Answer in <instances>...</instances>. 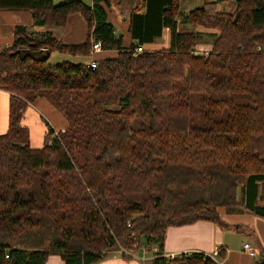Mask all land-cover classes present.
I'll return each instance as SVG.
<instances>
[{"label":"trees","instance_id":"16d2710c","mask_svg":"<svg viewBox=\"0 0 264 264\" xmlns=\"http://www.w3.org/2000/svg\"><path fill=\"white\" fill-rule=\"evenodd\" d=\"M229 1L232 11L219 9ZM0 11H28L48 28L81 14L88 27L84 43L67 45L17 26L0 47V88L11 96L0 134V264H98L143 248L156 250L150 264H219L165 255L168 228L226 227L222 208L264 219V0H216L185 18L181 0H0ZM113 12L127 21L129 47ZM179 18L209 31L210 52H198L201 31H181ZM166 30L167 49L134 57ZM96 43L116 53L94 59L96 69L47 64L53 52L89 58ZM194 94L207 95L198 113ZM45 97L68 126L33 148L21 121Z\"/></svg>","mask_w":264,"mask_h":264},{"label":"crops","instance_id":"0c3cea01","mask_svg":"<svg viewBox=\"0 0 264 264\" xmlns=\"http://www.w3.org/2000/svg\"><path fill=\"white\" fill-rule=\"evenodd\" d=\"M183 1L181 0V2ZM198 1H201L200 4H202V1L210 3L216 0ZM229 3L234 6L232 1H229L220 4L218 7L222 11H227L225 4ZM88 4H92V0ZM113 22L116 26L117 34L123 36L124 47H129L132 39L127 30V21L120 22L114 18ZM17 26L27 27L31 32H50L54 37L67 45L82 44L88 38L87 23L81 14L71 15L64 27L48 28L35 26L32 14L28 11H0L1 48H8L12 45L14 42V31ZM161 39L163 40L161 45L153 43L151 44L153 45L152 47L148 48L145 46L144 49L148 51L167 49L170 43L169 30L165 31ZM211 48L212 46L200 45L198 52L205 54L210 52ZM115 54V52H99L95 53L92 57L100 59L113 57ZM10 97L8 92L0 88V134L8 131ZM37 109L48 115L56 134L64 132L68 126V122H66L67 120L57 111L53 104L44 98L37 99L33 106H29V109L23 116L21 125L30 131L31 146L35 141L39 146L32 147L42 148L45 144L48 131L45 129ZM220 214L226 227H221L208 221H199L180 227H169L165 239L164 254L179 256L183 254L203 253L218 261L219 264H255L257 257L250 256L245 251L244 246L245 244H250L256 253L264 249V219L246 211H227L225 208L220 209ZM155 251L153 250L152 252L143 248L137 253L129 254V259L124 258L122 252L118 251L112 253L107 259L98 264H150L155 257ZM219 251L225 253L223 259L219 257ZM46 264L65 263L59 256H50Z\"/></svg>","mask_w":264,"mask_h":264},{"label":"rangeland","instance_id":"374dc122","mask_svg":"<svg viewBox=\"0 0 264 264\" xmlns=\"http://www.w3.org/2000/svg\"><path fill=\"white\" fill-rule=\"evenodd\" d=\"M85 3H89L90 0H84ZM201 2V1H200ZM200 2L198 0H184L183 2H181V12L183 13L184 15V18L187 16V14L195 9L196 7H199L203 4L204 1H202V4H200ZM205 3V2H204ZM233 3V2H232ZM197 4H200V5H197ZM114 5V3H113ZM225 7H226V10L227 11H232L233 10V5L232 4H225ZM111 17L114 19L115 17H118L116 14V12H113V13H110ZM119 14V13H118ZM179 21V28L181 31H185V32H195V31H201V34L203 36V39H202V43L201 45L202 46H211V42H212V37H210V34L209 32H206L204 29H200L194 25H192L190 22L188 21H184L183 18H179L178 19ZM154 43H156L155 45H161V43H163V40L162 39H158L156 40ZM153 44V43H152ZM148 48L152 47L153 45L149 44V45H146ZM92 60H94V58L91 56L89 58H85V57H79V56H71V55H67V54H63V53H60V52H53L49 61H48V65H56V64H60V63H63V62H66V61H69V62H74V63H80V62H91ZM207 97L206 94H194L192 95L191 99H192V103L194 105V108L196 110V112L198 113V111L201 110V106H202V102L201 100L203 98ZM212 98H219V99H226L228 98L227 95L225 94H217V93H214L212 96ZM46 100H48L46 97L44 98ZM49 101V100H48ZM50 102V101H49ZM51 103V102H50ZM35 104V103H33ZM33 104H30L28 105V107L26 108L25 112H27V110L29 109V106H33ZM54 106V105H53ZM55 107V106H54ZM56 108V107H55ZM57 109V108H56ZM38 110V113H39V117L43 123V125L45 126V129L47 131H49V129H53L52 128V125H51V122H50V118L48 117V115H46V113H43L42 111H40L39 109ZM57 111L65 118V116L60 112L59 109H57ZM25 114V113H24ZM66 119V118H65ZM23 120V119H22ZM22 122V121H21ZM67 122V121H66ZM195 125H199V116L196 115L195 116ZM141 122L140 121H137L134 123V127L135 128H139L141 126ZM57 134H53L51 137L54 138ZM32 146H39L37 145V143H35V141L32 143Z\"/></svg>","mask_w":264,"mask_h":264},{"label":"built area","instance_id":"2783aa9c","mask_svg":"<svg viewBox=\"0 0 264 264\" xmlns=\"http://www.w3.org/2000/svg\"><path fill=\"white\" fill-rule=\"evenodd\" d=\"M101 51H102V49H101V44L100 43H96V44L93 45V49H92V54L93 55L95 53H99ZM144 51H145V49L143 47H137L135 49V51H134V57H137L139 54L143 53ZM90 66L93 69H96L97 68V63L95 61H92L90 63ZM244 249H245V251H247L249 253L250 256L257 257L258 253H256L255 249L253 247H251L250 244H245ZM169 257H171L173 259V258H175L177 256H169Z\"/></svg>","mask_w":264,"mask_h":264}]
</instances>
